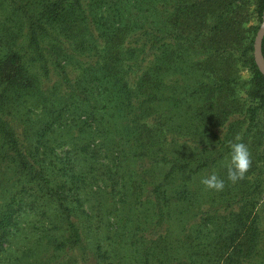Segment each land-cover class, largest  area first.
I'll list each match as a JSON object with an SVG mask.
<instances>
[{"label":"rangeland","instance_id":"rangeland-1","mask_svg":"<svg viewBox=\"0 0 264 264\" xmlns=\"http://www.w3.org/2000/svg\"><path fill=\"white\" fill-rule=\"evenodd\" d=\"M256 5L257 0H101L92 30L82 24L63 29L73 35L70 50L61 56L71 78L91 66L95 79L76 93L61 86L53 65L45 76L38 63L34 91L10 102L16 134L50 186L26 176L11 158L0 157V216L5 210L11 213L0 240V264H141L142 255L155 249L150 242L154 236L147 235L150 203L144 190L169 165L151 163L133 133L155 115H162L166 131L161 139L169 142L164 147L170 155L180 153L190 162L196 155L218 158L213 167L194 174L197 190L203 189L204 176L223 173L230 152L218 143L240 135L248 145L253 166L243 180L225 186L234 191L231 211L236 220L254 222L256 228L246 233L255 242L244 264H264V105L251 97L255 87L246 64L249 55L254 58V47L250 51L246 46L252 40L254 44L264 27V14L257 15ZM4 24L3 29L12 25ZM143 27L161 33L178 30V39L160 47L170 54L163 64L162 55L153 60L147 46L140 45ZM147 64L157 67V88L141 116L137 108L127 111L123 95L108 80L120 73L134 94V85L146 82L140 75ZM93 86L105 107L79 106L75 96L90 93L91 100ZM248 107H257L253 122H248ZM209 115L218 119L207 129L202 122L207 125ZM187 125L205 130L190 133ZM185 205L169 204L167 216L172 252L183 259L185 235L196 228L195 215L205 210H185ZM63 206L79 226L83 247L56 248L55 240L64 235Z\"/></svg>","mask_w":264,"mask_h":264},{"label":"trees","instance_id":"trees-1","mask_svg":"<svg viewBox=\"0 0 264 264\" xmlns=\"http://www.w3.org/2000/svg\"><path fill=\"white\" fill-rule=\"evenodd\" d=\"M100 2L101 0H0V154L3 156L0 157L11 158L13 165L26 176L41 179L48 188L49 180L47 177L45 179L36 165H33V160L28 157L29 154L26 153L9 119L11 114L9 104L25 97L27 92L34 91L33 70L37 68L38 63H41V72L45 76L50 74L49 65H53L58 70L61 86L76 93L80 92L84 83L95 79L91 77L94 72L91 66L79 76L71 78V72L62 63L61 56L70 50L73 35L62 33V31L73 24H82L88 30H92L96 22L91 23V21H95V18L99 16ZM255 11L258 16L264 14V0H257ZM89 17L90 20H88ZM4 22L12 23V25L3 29ZM177 32L178 30L174 28L161 33L158 28L143 27L137 39L142 47L147 46V52L153 56V60L158 54L162 55L163 61L159 64H163L170 58V54L168 49L160 50V47L170 39L174 41L178 39ZM43 39L48 40V43L43 42ZM246 48L253 51V40L247 44ZM246 48L241 51V54L247 50ZM225 50L222 49V51ZM261 52L264 58V37L261 42ZM95 56H98V53ZM246 64L251 71L255 87L251 92L252 95L249 94L252 98L254 96L258 99L257 103L264 105V75L258 69L252 54L246 58ZM111 69V66L107 68L108 73ZM156 73L157 67L147 64V68L140 75L146 82L135 84L134 94L130 93V89L118 72L108 82H112L111 88L115 93L123 95L124 107H128L127 111L137 108L135 113L142 116L146 102L150 103L155 98ZM96 87L93 86L91 100L90 93L74 95L79 106L86 104L85 107H105V101L96 97V94L100 93L95 91ZM122 97L118 100L120 101ZM256 110L257 107H248V122H253ZM152 118L153 122L146 126H143L146 122L142 121L143 127L139 125L133 135H136L137 141L144 144L141 147L142 152L149 157L151 163H166L169 166L156 182L149 183L144 190V198L150 203L149 211L147 210L150 223L147 235L154 236L150 242L154 244L155 249L142 255L141 264L246 263V258L250 255L255 242V239L249 238L246 233L254 232L256 228L252 225L254 222H246L241 217L239 221L236 220V215L231 211L234 202L233 189L227 185L222 191L209 190L205 186L197 190L192 185L194 174L205 166L213 167L218 158L196 155L190 162L180 153L170 155L164 147L169 142L161 139V132L166 131L160 123L162 115H155ZM206 119L207 125L205 120L202 123L208 129V126L216 124L210 123L211 120L218 118L209 115ZM154 123L155 126H153ZM203 126L187 125V129L191 133L192 130H200L201 127L205 130ZM217 146L221 150L223 146V149L229 146L226 150L230 152V142L222 141ZM219 177L224 179L225 185L229 182L226 166ZM175 202H185V210L190 206H195L202 211L205 209L204 212L195 215L197 216L196 228L185 235L184 241L187 245L183 253L186 256L184 259L181 255L172 252L173 245L167 224L168 205ZM243 206L247 208L246 203ZM63 210L64 235L61 240L59 238L55 240V245L58 250L69 251L81 247L83 237L79 226L72 218L70 209L64 207ZM223 210L228 212L222 215ZM10 222L11 213L5 210L0 216V240L3 237L5 239L6 225ZM147 235H143L144 240H147ZM197 241L199 242L196 243Z\"/></svg>","mask_w":264,"mask_h":264},{"label":"clouds","instance_id":"clouds-1","mask_svg":"<svg viewBox=\"0 0 264 264\" xmlns=\"http://www.w3.org/2000/svg\"><path fill=\"white\" fill-rule=\"evenodd\" d=\"M227 180L236 183L245 178L252 166V155L246 143L240 135H236L233 142H230V153L226 162ZM200 183L206 189L222 191L225 187L224 179H221L216 172H212L203 178Z\"/></svg>","mask_w":264,"mask_h":264},{"label":"water","instance_id":"water-1","mask_svg":"<svg viewBox=\"0 0 264 264\" xmlns=\"http://www.w3.org/2000/svg\"><path fill=\"white\" fill-rule=\"evenodd\" d=\"M263 35H264V27H261L256 33L253 47H254L255 63L257 64L258 69L264 75V58H263V55L261 52V39H262Z\"/></svg>","mask_w":264,"mask_h":264}]
</instances>
